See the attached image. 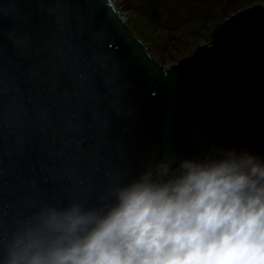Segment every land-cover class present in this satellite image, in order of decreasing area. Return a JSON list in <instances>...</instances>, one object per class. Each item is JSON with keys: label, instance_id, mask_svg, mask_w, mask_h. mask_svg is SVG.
I'll return each mask as SVG.
<instances>
[{"label": "water", "instance_id": "obj_1", "mask_svg": "<svg viewBox=\"0 0 264 264\" xmlns=\"http://www.w3.org/2000/svg\"><path fill=\"white\" fill-rule=\"evenodd\" d=\"M163 66L112 0H0V246L45 204L213 145L264 160V6Z\"/></svg>", "mask_w": 264, "mask_h": 264}, {"label": "clouds", "instance_id": "obj_2", "mask_svg": "<svg viewBox=\"0 0 264 264\" xmlns=\"http://www.w3.org/2000/svg\"><path fill=\"white\" fill-rule=\"evenodd\" d=\"M0 264H264V160L215 145L166 154L99 207H39Z\"/></svg>", "mask_w": 264, "mask_h": 264}, {"label": "rangeland", "instance_id": "obj_3", "mask_svg": "<svg viewBox=\"0 0 264 264\" xmlns=\"http://www.w3.org/2000/svg\"><path fill=\"white\" fill-rule=\"evenodd\" d=\"M132 34L143 41L163 66L210 43V30L237 9L264 0H112ZM264 6V5H263ZM152 50L161 54L154 57Z\"/></svg>", "mask_w": 264, "mask_h": 264}, {"label": "bare ground", "instance_id": "obj_4", "mask_svg": "<svg viewBox=\"0 0 264 264\" xmlns=\"http://www.w3.org/2000/svg\"><path fill=\"white\" fill-rule=\"evenodd\" d=\"M262 5H264V3H261ZM238 10V9H237ZM119 12V11H118ZM119 14L122 16V14H121V12H119ZM153 55H154V57H155V55H156V57H158L157 55H160L161 53L160 52H158V51H154V50H152V52H151Z\"/></svg>", "mask_w": 264, "mask_h": 264}]
</instances>
